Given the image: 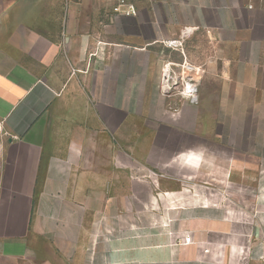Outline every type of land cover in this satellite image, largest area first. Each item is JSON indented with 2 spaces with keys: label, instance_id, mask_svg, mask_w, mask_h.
<instances>
[{
  "label": "crops",
  "instance_id": "1",
  "mask_svg": "<svg viewBox=\"0 0 264 264\" xmlns=\"http://www.w3.org/2000/svg\"><path fill=\"white\" fill-rule=\"evenodd\" d=\"M130 2L0 0V264H264V0Z\"/></svg>",
  "mask_w": 264,
  "mask_h": 264
},
{
  "label": "built area",
  "instance_id": "2",
  "mask_svg": "<svg viewBox=\"0 0 264 264\" xmlns=\"http://www.w3.org/2000/svg\"><path fill=\"white\" fill-rule=\"evenodd\" d=\"M75 1H79V0H75ZM112 1L115 4V7H114L115 12L125 13V14H130V15H136L137 10H136L134 4L132 2H130V0H112ZM247 7L249 9L253 8V6L251 4L247 5ZM263 8H264V6H263ZM262 41L264 42V36L262 37ZM167 45L171 46V47H177V46H180V42L175 41V40H171V41L167 42ZM167 69L168 68L166 67L165 71H164L165 78L163 77V79H162V87H161V89L166 93L169 92L171 89V87L169 86V82H168V75L165 74ZM180 92L186 98H188L190 101L194 102L195 98H196V83L192 80L184 81L183 85H182V89ZM1 133H2V126L0 123V135H1ZM191 239L192 238L189 234H186L184 236L185 242L189 243V242H191Z\"/></svg>",
  "mask_w": 264,
  "mask_h": 264
},
{
  "label": "rangeland",
  "instance_id": "3",
  "mask_svg": "<svg viewBox=\"0 0 264 264\" xmlns=\"http://www.w3.org/2000/svg\"><path fill=\"white\" fill-rule=\"evenodd\" d=\"M167 75H168V72H167ZM0 139H1V135H0Z\"/></svg>",
  "mask_w": 264,
  "mask_h": 264
},
{
  "label": "bare ground",
  "instance_id": "4",
  "mask_svg": "<svg viewBox=\"0 0 264 264\" xmlns=\"http://www.w3.org/2000/svg\"><path fill=\"white\" fill-rule=\"evenodd\" d=\"M186 80V79H185ZM197 87V86H196Z\"/></svg>",
  "mask_w": 264,
  "mask_h": 264
}]
</instances>
